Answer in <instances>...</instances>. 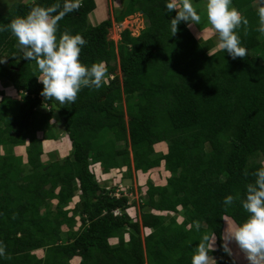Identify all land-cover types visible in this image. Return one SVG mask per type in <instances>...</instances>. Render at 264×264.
Returning <instances> with one entry per match:
<instances>
[{"label": "trees", "instance_id": "16d2710c", "mask_svg": "<svg viewBox=\"0 0 264 264\" xmlns=\"http://www.w3.org/2000/svg\"><path fill=\"white\" fill-rule=\"evenodd\" d=\"M57 2L63 4L17 3L0 13V26L34 6ZM166 3L129 0L114 21L142 12L147 26L138 36L124 30L118 45L108 39L112 18L89 24L95 0H82L58 22V37L67 31L87 41L81 63L104 61L109 74L100 89L82 88L72 104L40 95L35 61L23 59L16 39L0 31V57H7L0 81L12 84L22 99L0 94V242L11 257H0V264H191L200 239L211 233L217 254L209 255L226 264L225 218H247L240 200L264 163V35L256 30L254 7L259 0H232L249 21L237 30L247 55L235 60L215 49L210 33L200 41L184 22L172 36L176 13L167 12ZM51 113L63 123L57 134ZM63 135L72 148L68 156L46 159L44 141ZM26 145L24 162L13 151ZM93 164L105 174L133 172L140 181L161 168L171 176L164 186L144 178L138 218L129 214L127 197L101 185ZM228 195L239 196L230 207L223 204Z\"/></svg>", "mask_w": 264, "mask_h": 264}, {"label": "clouds", "instance_id": "9594fccd", "mask_svg": "<svg viewBox=\"0 0 264 264\" xmlns=\"http://www.w3.org/2000/svg\"><path fill=\"white\" fill-rule=\"evenodd\" d=\"M81 6L82 0H63L62 5L57 2L49 7L37 5L26 16H18L9 24L0 26V31L10 32L16 39L23 59L35 61L40 73L37 79L43 85L40 95L45 100H55L61 105L75 103L82 88L100 89L107 83L106 77L109 75L104 61L93 63L90 67L81 63V50L87 44L82 35H72L65 31L57 36L58 22ZM165 7L167 12L176 13L170 20L172 36L177 34L181 22L186 23L189 28L202 22L193 0H167ZM204 11L210 27L200 30L198 39L211 33L216 37V50L226 51L233 60L243 59L247 55V49L241 46L237 30L242 25L248 26V19L232 5V0H206ZM257 14L259 23L256 30L264 35V0H259ZM6 60L7 57H0V63H5ZM94 165H98L97 168H101V165L91 166L96 175ZM253 175L254 182L246 185L245 196L240 200L242 208L248 214L247 218L241 223L227 222L222 247L225 253L232 256L229 245L235 243L247 264H264V163ZM116 191L113 195L121 197L123 193ZM237 199L239 196L228 195L223 204L230 207ZM139 205L140 202L138 206L130 203L129 214L136 216L137 207L140 212ZM116 214H120L119 211ZM196 227L200 228L199 222ZM215 242V233L203 235L191 256V264H216V260L209 255L214 251ZM0 257L11 259L6 255V245L3 242H0Z\"/></svg>", "mask_w": 264, "mask_h": 264}, {"label": "rangeland", "instance_id": "374dc122", "mask_svg": "<svg viewBox=\"0 0 264 264\" xmlns=\"http://www.w3.org/2000/svg\"><path fill=\"white\" fill-rule=\"evenodd\" d=\"M31 1H34V0H0V13L8 14L12 11L15 4L21 3V2L29 3ZM95 1H96V9L88 17L89 24L92 26H97L108 18H112L114 21V18L117 17L123 11L125 6L129 2V0H112V3L110 0H95ZM193 3L197 7V11L202 17V22L200 25H193L192 26V29L194 31L193 33L195 34V36L198 39V36H197L198 33H197V30L194 26H196L197 28H199L201 30H203L204 28L210 27V26L206 22V16H205V11H204V6L206 4V0H202L199 2L193 0ZM258 6H259V3H256L254 7L257 8ZM109 11H111V14H109ZM146 26H147V23L145 20V15L142 12L136 13L132 16L127 17L123 23H118V22L114 21L112 28L109 30L108 39L111 41H114V43L116 45H118L120 43V40H121V33L124 30L128 29L132 32L133 36H138ZM209 37H211V39L214 43L217 42L216 37L213 36L211 33H210ZM203 38L204 37H202L199 40L202 41ZM118 61H119V59H117V65L119 64ZM117 73L120 74V68L119 67L117 69ZM1 92L4 93L5 97H9L11 99H17V100L22 101V99L20 97V93L16 92L15 89L13 88L12 84H10L6 81H0V94H1ZM1 98L2 97L0 96V100H1ZM37 110L44 113L45 115L48 114L50 111V109L48 107L44 108L43 106L38 107ZM51 114L54 117V120L58 121V123H54L53 124L54 126H52L54 133L57 134V133H59L58 132V126L59 125L61 126V128L64 129L63 123L61 122V120H59L60 118L58 117L57 113H51ZM39 137H40V135H39ZM66 138L67 137L63 135L62 138L56 142V145H54L55 144L54 141L53 142L44 141L43 150H44V156L45 157L47 156L46 159H50V156L52 154H54L55 158L52 157L51 160H53V161L58 160V161L62 162L65 159V157L68 156V153H70L72 148H71L70 142H68V140ZM52 143H53L54 147H53V145H51ZM26 147H27V145L21 146V147H16L13 151V152H15L16 155L22 156L24 162L27 161V159H26V156H27L26 155V152H27ZM124 147H125L124 143L118 144L119 149H123ZM1 153L2 154H8L9 150L8 149L1 150ZM262 160L264 162L263 158L260 159V161H262ZM97 166L94 165L93 169L96 172V178L101 180L100 181L101 185L106 187L107 189L115 188V190H117L116 192L123 193L124 197H127L129 199V202L133 203V205H135V206H138V202H140V199L145 196L144 195L145 190L143 188H147V186H146V183L144 181V178H145V180H146V177H147V179L150 178L151 181L153 182V184H156L159 186H164V185H166L165 179L167 177L171 176V174H169L168 172L164 171L161 168V169L155 170L151 174L152 176L151 175L145 176V177L141 178L142 180L140 181V179H138V175H136L133 172H132L131 177L123 176L122 172L120 173V171H117V170L111 171L110 174H104L103 173L104 171L103 172L101 171V170H103L102 166H101V168H97ZM26 170H27V168H26ZM76 195H77L76 197H78L79 193H76ZM115 195H118V194H115ZM76 197H75V201L78 200ZM137 213H138L137 217L140 218V212H139L138 207H137ZM131 215L133 216L132 213H131ZM179 218L182 220L181 217H179ZM229 221H234V220L231 218H227L225 220L224 234H225V230L227 228V222H229ZM66 230H67V228L64 227V231H66ZM144 232H145V230H144ZM64 235H66V234H64ZM213 247H214V251L210 252V254H214V253L217 254V252H216L217 244L215 243ZM229 247L232 249L233 255L232 256L227 255L226 264H237V262H239L240 264H243L244 261H241V260H246V259H243L244 255H243V253H241L239 251L236 244L231 243L229 245ZM37 254L42 256L41 251H38ZM210 256L215 259V256H213V255H210ZM72 263L77 264V261H73Z\"/></svg>", "mask_w": 264, "mask_h": 264}, {"label": "crops", "instance_id": "0c3cea01", "mask_svg": "<svg viewBox=\"0 0 264 264\" xmlns=\"http://www.w3.org/2000/svg\"><path fill=\"white\" fill-rule=\"evenodd\" d=\"M110 1H111V3H112V0H110ZM109 14H111V11H109ZM48 142H51V141H48ZM52 142H53V141H52ZM54 142H55L54 145H56V142H57V141H54ZM51 145H53V143H52ZM54 145H53V147H54ZM215 243H216V242H215ZM215 259H216V258H215ZM243 259H245V258L243 257ZM241 261H244L243 264H247V261H246V260H241ZM241 261H240V262H241ZM237 264H240V263L237 262Z\"/></svg>", "mask_w": 264, "mask_h": 264}, {"label": "built area", "instance_id": "2783aa9c", "mask_svg": "<svg viewBox=\"0 0 264 264\" xmlns=\"http://www.w3.org/2000/svg\"><path fill=\"white\" fill-rule=\"evenodd\" d=\"M114 76H111V78H113ZM119 196V195H118Z\"/></svg>", "mask_w": 264, "mask_h": 264}]
</instances>
